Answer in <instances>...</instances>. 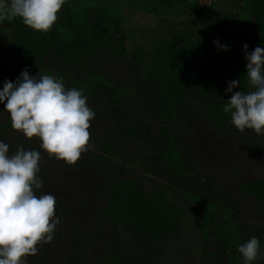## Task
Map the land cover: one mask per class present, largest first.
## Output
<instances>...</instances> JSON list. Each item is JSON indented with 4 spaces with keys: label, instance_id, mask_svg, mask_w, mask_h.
Masks as SVG:
<instances>
[{
    "label": "trees",
    "instance_id": "obj_1",
    "mask_svg": "<svg viewBox=\"0 0 264 264\" xmlns=\"http://www.w3.org/2000/svg\"><path fill=\"white\" fill-rule=\"evenodd\" d=\"M183 1L189 14L202 17L204 4L199 0ZM241 2L229 1L235 10H240ZM248 2L246 13L252 20L239 21V28L235 32L229 28L233 23V14H216L217 3L212 0L206 10L213 16L211 27L201 28V32H195L192 23L173 25L162 20L165 26L158 27L161 40L153 45L150 54L138 47L126 55L124 36L115 38L113 31L103 26L104 20H112L113 30L119 26L118 19L110 18L106 9L103 12L84 10L83 17L71 9H61L63 25L56 21L47 33L26 27L19 17L5 20L9 28H0L1 37L10 32L14 52L11 60L0 61V91L6 81L15 83L25 69L32 77L54 76L63 81L66 90L76 88L85 92L87 98L97 99L100 105L94 104L95 111L103 112V119L106 117V124L109 125L105 129V137L99 139L98 152L89 155L90 158L87 156L85 161L83 159L81 165L69 166L65 163L64 170L55 173L53 184L68 185L78 173L85 179L84 175L89 177L91 170L96 172L95 179L99 182L108 175L113 162L119 160L124 165L136 163L146 176H151L154 186L152 184L149 190L139 181L126 176H113L101 185L100 194L104 201L99 205V214L111 224L114 233L120 226L152 241L171 237L177 231L182 215L181 210L166 199L170 190L175 188L199 199L216 214L220 210H228L224 206L225 196L218 193L217 185L211 183L207 176H200L203 167L198 163V157L193 156V147L186 145V151L177 148L187 143L181 144L184 132L177 127L174 133L167 129L166 124L187 102L189 109L194 105L202 106L205 127L224 133L232 130L228 126L231 114H225L223 108L233 92L254 91L246 78L248 61L245 56L256 47H264V0ZM79 23H83L85 35H81L83 29L78 28ZM177 26L182 28L181 32L175 31ZM60 28L61 31L68 30L72 39L62 38ZM217 41L219 45L227 46L228 50L214 43ZM244 45H247L246 52ZM108 59L121 62L125 69V80L110 82L108 73L99 67L102 61ZM233 80H240V84L232 92H227L229 82ZM140 89L144 93L140 94ZM151 121L160 123L155 134L151 133L154 130ZM10 129L9 122L0 123L3 139ZM123 140L134 143L133 154H127L120 146ZM29 143H34V140ZM17 145L20 143L17 142ZM245 147L248 152L257 151L253 148L254 143L248 142ZM49 159V156H45V161H51ZM87 160L96 164L91 165ZM63 171L66 175H63ZM184 180L190 184L184 185ZM236 190L254 199L258 211L264 214V178L237 185ZM73 192L78 193L77 190ZM65 211L64 205L56 214L63 215ZM228 224L231 226L228 233L218 228L220 235L215 234V225L211 224L214 236L209 235L208 239L215 241L216 246L212 252L201 251L203 260L220 257L228 264L239 258L243 260L238 248L247 242L244 238L246 231L236 227L231 219ZM76 226L71 225V229ZM78 226L64 244L57 235L50 243L38 245L43 249L39 248L38 252H42L45 260L40 259L41 254L29 256L31 261L27 259L28 264H87L88 257H84L87 252L84 244L86 237L85 233L77 230ZM114 233L104 240L105 264H152L120 257ZM260 235L250 237L260 241Z\"/></svg>",
    "mask_w": 264,
    "mask_h": 264
},
{
    "label": "rangeland",
    "instance_id": "obj_2",
    "mask_svg": "<svg viewBox=\"0 0 264 264\" xmlns=\"http://www.w3.org/2000/svg\"><path fill=\"white\" fill-rule=\"evenodd\" d=\"M199 1L205 6L202 17L189 14L185 10L186 6L183 0H65L61 9L65 11L71 9L80 17H83V11L87 9L100 12L106 9L110 18L118 19L119 26L113 30L112 20H104L103 26L110 28L115 38L120 35L124 36L123 47L126 55L138 47H141L146 54H150L152 53L153 45L161 40L158 37V27L165 26L162 20L173 25L192 23V29L195 32H201V28L208 29L211 27L213 16L206 11L210 0ZM212 1L217 3L216 14L219 12L233 14V23L229 25L230 30L233 32L238 30L239 21L243 19L246 21L252 20L246 13L249 5L248 0H242L240 10H235L230 6L229 1L231 2V0H227L228 2L226 0ZM233 1L237 2V0ZM5 20L0 21V28H9ZM57 21L61 23V26L63 25L60 12L58 13ZM79 21L82 22L81 19ZM222 25L225 26V23ZM78 28L83 29L81 35L86 34L83 23H79ZM175 31L181 32L182 28L177 26ZM59 32L62 38L72 39V34L68 30L62 29L61 31L60 28ZM82 37L84 38V36ZM13 56V45L9 32L4 37L0 36V61L11 60ZM120 64L121 62L108 59L102 61L99 67L105 73H108L109 80L112 83L113 81L125 80V69ZM137 73L140 74L139 72ZM139 91L140 94L144 93L142 89ZM83 94L87 98V94L85 92ZM5 104L6 101L5 103H0V123L7 121L11 125L10 114L4 111ZM87 104L91 109L93 108L92 110L96 115L90 122L88 150L82 153L76 163H80V165L87 156L98 152L96 148L99 145V139L105 137L106 126H109L106 124V117L103 119V112L95 111L94 104L99 106L100 102L89 97L87 98ZM230 119L228 120V126L232 128L230 132L224 133L205 127L202 106L194 105L189 109L187 108V102H185L183 108L178 110L174 119L166 124L167 129L170 131L180 127L184 132V135H182L184 139H182L181 144L187 143L184 144L185 146L179 145L177 148H183V151H186L188 145L193 147L192 154L198 157V163L203 167L200 176L202 178L207 176L211 183L217 185L218 193L225 196L224 206L228 210H220L216 214L213 209L206 208L205 203L195 197H191L180 189L170 190L166 199L176 205L181 210L182 215L179 219L177 231L171 237L161 241H152L138 232L120 226L117 227L114 233L111 224L99 214V205L104 201L100 194V190L103 188L101 185L110 180L111 177H130L142 183L148 190L154 186L151 176H146L136 163L124 165V163L120 162L122 160L113 162V167L111 166L108 169V175L100 179L99 182L95 179L97 176L96 172L91 170L89 177L84 175L85 179H82L83 176L78 173L76 177L72 176L73 178L68 182V185L66 183L53 184L55 173L58 172L59 174L60 171L64 170L65 162L57 161L55 158L49 159L51 161H45V156L48 155L40 149L38 138L34 137L32 139L34 143H29L30 140L26 139L21 133L13 131L11 127L5 134V139L0 135V141L9 145V154H14L18 146L23 147L25 150L33 148L40 151L41 160L39 162L40 172L38 176L43 181V187L37 190L36 194L38 196L52 194L57 200L55 218L60 222L55 229L54 238L58 235L60 240H63L62 244L66 241L68 242L69 237L73 236L72 231L75 232L79 225L77 230L85 233L86 237L84 244L87 252L84 257H88L87 264H105L103 261L104 240L106 236H110V233H114L113 235L116 237L119 256L138 263L228 264L220 257L211 261L203 260L201 251L212 252L215 250V241L208 239L209 235L214 236L211 224L215 225V234L220 235V232L217 231L219 227L228 233V228L231 227L228 224L230 219L236 227H241L246 231L244 238L247 241L251 239V235L261 234L259 254L252 264H264V214L258 211V205L254 199L244 196L236 190L237 185L264 178V135L257 136L250 129L240 133L233 129L235 126ZM151 123L154 129L151 133L155 134L160 123L152 121ZM174 133L176 132L174 131ZM21 141L22 143L24 142L23 146ZM17 142L20 145H17ZM248 142L254 143L253 148L257 150L256 152H248L249 150L245 147ZM133 145L134 143L129 140H123L120 146L125 149L127 154L131 155L134 153L133 149L135 146ZM87 162L92 163L91 165L96 164L90 160H87ZM82 170L87 172L86 168ZM62 173L66 175L65 171ZM183 184L188 185L190 183L184 180ZM76 190L77 194L73 192ZM79 200L80 202H78ZM64 205L66 208L65 214L57 215L56 212ZM73 209L75 212H73ZM228 212H230V216L227 215ZM74 224L77 225L76 228L71 229V225L73 226ZM208 224L209 226H207ZM229 235H231V232ZM82 236L84 237V235ZM39 248V250H43L41 247ZM41 253L40 251L38 252V254ZM48 255L52 256L50 253ZM29 258L27 257L28 262L31 261H29ZM41 258L45 260L43 254H41ZM53 260L55 261V259ZM242 263L243 260L239 258L232 261L231 264Z\"/></svg>",
    "mask_w": 264,
    "mask_h": 264
},
{
    "label": "clouds",
    "instance_id": "obj_3",
    "mask_svg": "<svg viewBox=\"0 0 264 264\" xmlns=\"http://www.w3.org/2000/svg\"><path fill=\"white\" fill-rule=\"evenodd\" d=\"M65 0H0V21L21 18L23 24L47 33L58 19ZM225 51L227 46L219 45ZM245 52L247 45H244ZM246 78L254 91H237L223 108L231 123L243 133L252 130L264 135V47L246 54ZM38 77V76H37ZM32 77L25 69L15 83L6 81L0 103L10 114L13 131L26 139L40 141L49 158L75 165L88 150L91 120L95 112L82 91L66 90L62 80L50 75ZM240 84L229 82L227 92ZM41 153L18 146L9 154V145L0 141V264H27V257L38 254V245L50 243L59 224L55 218L56 198L37 195L43 187L39 178ZM260 242L252 237L238 248L244 264H252Z\"/></svg>",
    "mask_w": 264,
    "mask_h": 264
}]
</instances>
